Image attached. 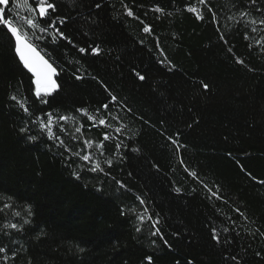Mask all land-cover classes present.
<instances>
[{
	"label": "trees",
	"instance_id": "16d2710c",
	"mask_svg": "<svg viewBox=\"0 0 264 264\" xmlns=\"http://www.w3.org/2000/svg\"><path fill=\"white\" fill-rule=\"evenodd\" d=\"M56 2L53 15L70 17L59 27L71 43L59 37L53 43L50 35L37 42L63 69L60 87L46 103L34 96L30 75L0 26V208L12 205L0 212V229L31 221L22 232L0 231V246L21 249L7 264H28L29 257L32 264H148L147 256L152 264H236L233 256L239 264H264V44L255 43L264 31L249 32L255 39L246 40L248 29L227 18L246 8L259 19L255 9H264V0H235V7L209 0L219 23L196 0H124L139 20L125 15L120 0H83L78 8ZM156 6L164 11L152 10ZM8 7L13 15L26 13L13 0ZM97 44L99 55H81L73 47ZM12 95L26 102L31 117ZM104 104L120 118L109 127L99 125L100 117L108 118ZM49 113L54 137L74 151L82 150L85 139L94 142L86 150L104 172L89 171L90 165L32 123ZM25 127L29 131L21 132ZM106 132L111 139L104 141ZM204 185L213 191L218 186L223 199H209ZM145 208L159 221L155 236L149 223L137 219ZM228 217L235 230L223 233L232 229ZM213 227L221 231L219 243Z\"/></svg>",
	"mask_w": 264,
	"mask_h": 264
},
{
	"label": "snow or ice",
	"instance_id": "6c2138e0",
	"mask_svg": "<svg viewBox=\"0 0 264 264\" xmlns=\"http://www.w3.org/2000/svg\"><path fill=\"white\" fill-rule=\"evenodd\" d=\"M16 3V8L19 9L21 7L26 9V13L24 16H20L18 13L16 15L12 14V10L8 7L10 0H0V26L6 29V34H10V40L13 43V52L15 53L16 57L18 58L19 63L22 67L27 70L30 74V82L34 85V96L39 99L41 103H46L47 101L44 99L45 97L51 95L52 93L56 92L60 85L57 82V77L59 72L63 69H60V66L56 64L55 59L51 56V54L46 49H41L38 45V41L43 40L46 35H50L52 37L53 43H55L57 37L65 40H71L65 36L64 32L59 27L60 25H65L70 19L67 15H53L54 13L58 12L59 5L57 4L56 0H23L21 3L20 0H13ZM121 5L124 8L125 15L130 18L139 20L140 18L136 16L133 10L124 2V0H120ZM228 2L235 7V0H228ZM67 3L70 7H80L83 4V0H67ZM198 6H202V8H206L209 13H211L212 21L214 23H219L217 12L213 10V8L209 4V0H196ZM251 5H255L257 0H249ZM96 8H100L101 5L99 3L95 4ZM7 9V12H6ZM155 12H163L164 10L159 6H156L154 9ZM187 11L196 14L197 19H203V11H198L197 7L189 6L187 7ZM255 11L261 14V18L257 19L252 16V14L245 8V9H238V12L233 15H229L227 18L231 21H234L235 24L243 26L248 29V31L244 32V37L246 40H254V36H250V33H258L260 31H264V9L256 8ZM143 23V21H141ZM250 26V27H249ZM220 32V39L227 43L225 39V33L221 31V29H217ZM143 32L151 34V26L144 25ZM257 46L264 44V37H261L259 40L255 41ZM73 47L77 48V51L81 55H99L102 51L100 45H88L86 47H77L73 45ZM157 47H159V42L157 41ZM253 47V44H249V48ZM261 52L264 53V47H261ZM231 51V48H229ZM163 50H161V56H164ZM47 57V58H46ZM166 59V57H165ZM164 61L162 60L161 63ZM237 62L243 64V60L237 58ZM79 63V61H76ZM76 72H79V69H76ZM75 75V73H74ZM140 80L144 79V76L140 75L138 72L136 73ZM83 77L80 75H76V79H82ZM203 84V82H201ZM106 87V86H105ZM204 89L208 88L207 84H203ZM107 90V88H106ZM110 99L113 103L118 104V98L109 92ZM10 99L16 101L20 108L23 110L25 114L29 117L33 115L30 111V107L26 104L23 100H17L16 95H12ZM107 113V117H100L99 118V125H103L105 127H109L111 125L112 119H120L119 117H113L111 112L109 111V105L104 104L102 106ZM79 111L84 112L87 115L86 110L80 109ZM128 112L132 110L130 108L127 109ZM59 120L67 121L69 117L67 116H60L58 117ZM88 119L92 120L95 124L96 117L88 115ZM32 123H39L40 129L42 131H47V135L50 139H56L58 141V146L62 147L65 152L70 153L72 156L78 157L80 160L84 161L87 165H90L89 171L91 172H104V169L101 167V164L98 161H95L93 155L90 151L86 149H91L93 146V141L85 139L83 140V148L80 152L74 151L71 147L65 145V142L59 136H55L52 131V114H47L45 117H36L35 120H32ZM63 130V129H61ZM21 132H28L29 129L27 127L21 128ZM122 131L121 127L115 128V132L120 133ZM76 133L81 132V127L78 126L75 128ZM36 136H29V139L35 140ZM73 139H77L75 135L72 137ZM111 139L110 135L106 132L104 133L103 140L107 141ZM173 144L177 145V150H179V142L175 139L169 137ZM97 149L101 150L100 154L103 155V148L104 143L100 142L96 144ZM119 147V145H117ZM105 163L109 167H111L112 161L106 160ZM187 171V169H186ZM194 179H199L195 172L189 173ZM79 178L78 173H73ZM119 183V181H117ZM264 183V182H262ZM123 187V185H121ZM209 193V199L215 198L217 200H222L223 197L219 194V187L217 186L216 190L213 191L211 188H208L207 185H204ZM180 191V189H176ZM141 204H144V201H140ZM12 205L9 203H5L3 208H0V212H3L5 209L11 208ZM237 213H239L245 221H247V217L244 216L243 213L240 212L239 209H235ZM30 214V213H29ZM13 216L20 217L21 213L19 211H14ZM138 221L141 225L145 224L146 222L150 224L151 235L155 236L159 233V228L157 227L159 221L153 220V217L148 214V209L145 208L142 213L137 216ZM228 219L231 221L232 229L228 227H224L222 229L223 233H228L229 231H234L236 226V221L231 220L230 217ZM31 221L28 219H23L22 223H6L3 225V229H11L17 232H22L25 225L30 224ZM0 229V231H3ZM142 230L141 227H137L136 231L140 232ZM259 230H257L258 232ZM4 235H9L8 232H3ZM255 235V233H252ZM261 236H264V233H259ZM212 238L216 240L218 243L221 242V231H218L215 227L212 228ZM161 239L163 237L161 236ZM155 244V241H152ZM167 243V241H165ZM21 249L16 250H9L8 247L0 246V260L7 264L9 259L15 260L17 255ZM83 251V249H80ZM10 253V254H9ZM257 255H260L258 252ZM148 264H152V257L147 256L145 258ZM232 260L236 261V264H239V261L235 256L231 257ZM28 264H32L31 257L28 258ZM191 264V262H189Z\"/></svg>",
	"mask_w": 264,
	"mask_h": 264
},
{
	"label": "water",
	"instance_id": "95a60500",
	"mask_svg": "<svg viewBox=\"0 0 264 264\" xmlns=\"http://www.w3.org/2000/svg\"><path fill=\"white\" fill-rule=\"evenodd\" d=\"M18 59V58H17ZM27 72V70H25ZM28 73V72H27ZM29 74V73H28ZM30 75V74H29Z\"/></svg>",
	"mask_w": 264,
	"mask_h": 264
}]
</instances>
